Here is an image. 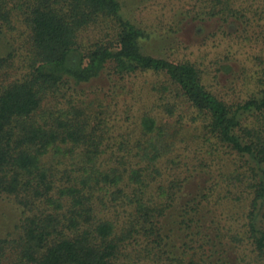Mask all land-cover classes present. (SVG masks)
<instances>
[{
  "label": "trees",
  "instance_id": "1",
  "mask_svg": "<svg viewBox=\"0 0 264 264\" xmlns=\"http://www.w3.org/2000/svg\"><path fill=\"white\" fill-rule=\"evenodd\" d=\"M182 1L164 37L125 0H0V264H264V0ZM185 23L229 40L215 73Z\"/></svg>",
  "mask_w": 264,
  "mask_h": 264
},
{
  "label": "rangeland",
  "instance_id": "2",
  "mask_svg": "<svg viewBox=\"0 0 264 264\" xmlns=\"http://www.w3.org/2000/svg\"><path fill=\"white\" fill-rule=\"evenodd\" d=\"M126 5L131 9L130 13L132 14V17L135 18L139 23H143L145 27L148 30H153L155 33L160 34L165 37V35L173 36L170 30H175L176 27V21L174 18V14L178 11L184 10L183 1L179 0H125ZM11 12V11H10ZM5 13V12H4ZM10 16L13 17V19L17 20V15L14 13H11ZM4 22V21H3ZM19 21L17 22V25ZM185 23L180 29V37L181 41L185 42L186 45L191 46V48L185 53L180 54L178 57L188 56L191 59L198 58L200 61H203L205 66H209L211 71L215 73L216 68L211 65V61L216 59L218 56L221 57L226 52L228 48L229 40H225L221 35H217L214 39H211L207 42H203L202 39L199 37H196L195 42H193L194 37V28L190 24ZM197 25V24H196ZM20 45L23 43V37L19 38ZM157 40H154L152 44L149 46L152 53L156 56H161V54L169 53L170 56L173 59L177 58V53L175 51L171 52L168 51L166 48L167 44H161ZM233 45V51L236 52L237 59L240 60L244 65L251 67L254 66V62L252 59V55L255 54L257 51L251 44H245V43H237ZM181 53V52H179ZM20 54V52L18 53ZM187 54V55H186ZM19 56L16 57V63L19 64ZM239 65V64H238ZM216 75H222L223 77L219 79V82H217L218 86L222 90L228 91V88L231 86V82L228 81V77H225L223 74H216ZM240 76V75H239ZM237 77V76H236ZM142 79V80H141ZM149 81V83H156L159 82L158 79L155 76H146L144 78H140L138 80V86H145V83ZM239 85L241 83L239 77H238ZM210 83V81H209ZM139 86V87H140ZM152 89L150 87H146L145 94L148 95L149 91ZM232 93V92H229ZM154 96L157 98V94ZM159 96V95H158ZM231 99H234V97L230 96ZM156 99L153 98L152 101H155ZM122 105H124L123 101L121 102ZM220 184V186H218ZM217 186V187H211V186ZM222 183H203L201 184L200 190L203 192H206L209 195H216L217 190L222 186ZM211 189H213L211 191ZM219 193V192H218ZM7 203V202H6ZM6 203H3L0 201V214H7L8 217L4 218L0 216V225L6 224V222L10 225V228L5 229L3 231L7 232L10 231L11 225L14 220H16V211H14L9 205ZM13 210V211H12ZM5 221V222H2Z\"/></svg>",
  "mask_w": 264,
  "mask_h": 264
}]
</instances>
